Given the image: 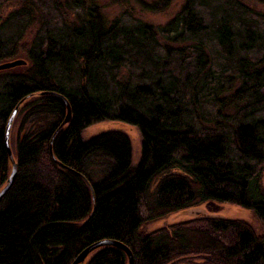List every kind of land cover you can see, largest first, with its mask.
Segmentation results:
<instances>
[{"label": "trees", "instance_id": "trees-1", "mask_svg": "<svg viewBox=\"0 0 264 264\" xmlns=\"http://www.w3.org/2000/svg\"><path fill=\"white\" fill-rule=\"evenodd\" d=\"M173 1L138 3L158 12ZM98 2L0 0V65L23 62L0 71V188L5 126L24 101L10 135L17 174L0 204V264H71L102 240L126 245L134 264H264V228L200 209L236 206L264 227V12L183 0L153 26L124 12L106 20ZM50 93L71 111L56 134L66 109ZM103 121L137 129L135 167L122 132L83 140ZM179 215L189 218L143 232ZM86 264L127 261L103 248Z\"/></svg>", "mask_w": 264, "mask_h": 264}, {"label": "rangeland", "instance_id": "rangeland-1", "mask_svg": "<svg viewBox=\"0 0 264 264\" xmlns=\"http://www.w3.org/2000/svg\"><path fill=\"white\" fill-rule=\"evenodd\" d=\"M138 1H144L145 3L150 4L158 0H99L98 3L101 4H99L101 7L100 12L106 18V20H113L114 18L118 17L120 13L122 14L124 12L126 13V15H124V18L133 16L146 24H151L153 26H163L177 13L183 0H174L167 9L158 12H149L142 10L139 6ZM243 2L246 5H249L252 9L264 12V4L254 2L252 0H243ZM20 66H16L7 70L17 69ZM114 130L122 132L128 138L131 146V165L135 167L139 162L141 153V138L136 128L123 124H115L112 122L103 121L94 123L87 127L82 132V138L83 140L88 141L96 136ZM262 187L264 188V174L262 180ZM200 209L204 212H208L209 214L216 215L222 218L243 221L244 223L251 226L256 231V233L263 232L262 229L264 227L262 223L259 222L251 212L242 210L236 206L209 203L206 204V206L201 207ZM188 218V215H179L174 220L168 217L163 220H159L145 225L143 227V232L151 233L160 228L166 227L172 224L173 222H185Z\"/></svg>", "mask_w": 264, "mask_h": 264}, {"label": "water", "instance_id": "water-1", "mask_svg": "<svg viewBox=\"0 0 264 264\" xmlns=\"http://www.w3.org/2000/svg\"><path fill=\"white\" fill-rule=\"evenodd\" d=\"M22 63H23L22 61L18 60V61L2 64V65H0V71L11 69V68H14L16 66H20V65H22ZM50 94L52 96H55L56 98H58L64 104L65 109H66L65 118H64L63 122L61 123V125L58 127V129L55 131V134H56L62 128H64L65 126H67L69 124L70 118H71V111H70L69 104L67 103V101L63 97H61L60 95L54 94V93H50ZM41 95H47V94L41 93ZM23 102L24 101L20 102L17 105V107H15V109H13L12 113L10 114V116L7 120L6 126H5V147H6V150L8 153V157H9L10 173H9V176H8L6 182L0 188V204H1V201H2L3 197L5 196V194L12 187V185L15 181V178H16V174H17V165H16V162L14 160L12 149H11L10 135H11V129H12L13 123L15 121V118H16L18 112L20 111V109L22 108V106L24 104ZM55 134H54V136H55ZM49 151L51 153L50 147H49ZM103 248H115V249L121 251L126 257L127 264H134L133 254L130 251V249L126 245H124L123 243H120L118 241H112V240H102V241L96 242L92 245H89L88 247H86L84 250H82L77 255V257L73 260V262L71 264H86L89 257L94 252H96L100 249H103Z\"/></svg>", "mask_w": 264, "mask_h": 264}, {"label": "bare ground", "instance_id": "bare-ground-1", "mask_svg": "<svg viewBox=\"0 0 264 264\" xmlns=\"http://www.w3.org/2000/svg\"><path fill=\"white\" fill-rule=\"evenodd\" d=\"M12 62V61H11ZM7 63H9V62H7ZM3 64H5V63H3ZM2 65V64H1ZM55 94V93H54ZM57 95H59V94H57ZM61 96V95H60ZM61 97H63V96H61ZM64 98V97H63ZM65 99V98H64ZM66 100V99H65Z\"/></svg>", "mask_w": 264, "mask_h": 264}]
</instances>
